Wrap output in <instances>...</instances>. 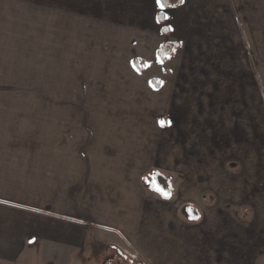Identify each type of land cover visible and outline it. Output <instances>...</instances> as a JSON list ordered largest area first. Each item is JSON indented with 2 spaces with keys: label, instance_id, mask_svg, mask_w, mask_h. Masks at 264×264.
Returning a JSON list of instances; mask_svg holds the SVG:
<instances>
[{
  "label": "crops",
  "instance_id": "1",
  "mask_svg": "<svg viewBox=\"0 0 264 264\" xmlns=\"http://www.w3.org/2000/svg\"><path fill=\"white\" fill-rule=\"evenodd\" d=\"M74 1L72 9L78 11L88 10L92 2ZM102 1L119 13L118 35L108 37L104 49L110 47L107 59L118 58L123 67L110 70L112 79L100 86L119 93L124 102L118 104L119 114L95 115L87 110L84 114L74 109L90 106L73 101L64 105L61 100H44L24 106L0 101V264H36L46 253L73 258L94 224L120 233L151 264H164L158 260L169 259L171 254L190 264L185 253L189 251L184 248L175 255L172 247L183 243L179 236L187 238L183 245L189 247L191 235H196L190 229L154 228L158 205L146 199L144 173L158 171L154 167L166 162L159 159L155 164L154 156L172 154L175 135L181 132L184 138L183 133L188 134L182 125L185 129L193 126L201 138L212 128L227 139L231 138L228 133L247 129L248 118L243 117L245 113L250 117L248 92L260 85L249 60L243 67L236 64L244 55L248 58V47L253 45L243 37L241 30L249 36V27L242 29L237 12L239 7L258 24L261 20L258 27L264 34L262 7L246 0L240 6L238 0H182L177 7L164 9L168 27L164 34L156 0ZM164 41L178 46L162 61L157 53ZM134 59L143 63L142 70L136 68ZM79 86L91 89L90 84ZM218 91L231 93L225 95L229 98L225 104L217 97L214 103L225 113L216 110L210 119L206 110H191L205 107L210 103L208 93ZM243 96L246 99L239 103ZM128 103L135 108L131 118L124 112ZM20 107L40 110L27 115L17 110ZM164 115L166 121L161 123ZM245 134L249 138L248 129ZM197 231L199 238L192 239L201 242L204 238L203 261L210 251L214 257L224 255L220 239L214 246L206 243L208 228ZM160 241L173 246L155 244ZM232 247L231 257H238L239 249ZM248 251L252 256L253 249ZM240 264L256 263L241 260Z\"/></svg>",
  "mask_w": 264,
  "mask_h": 264
},
{
  "label": "rangeland",
  "instance_id": "2",
  "mask_svg": "<svg viewBox=\"0 0 264 264\" xmlns=\"http://www.w3.org/2000/svg\"><path fill=\"white\" fill-rule=\"evenodd\" d=\"M73 1L0 0V101H12L22 106L38 105L44 100H61L64 105L73 101L74 105L80 102L83 106H90L74 111L84 113L87 110L95 115L119 114L121 106L118 104H124L119 93L114 88L104 90L100 87L112 79L110 70L123 67L122 60L107 59L108 51L112 50L110 47L104 49L108 46L107 38L118 35L119 13L104 5L102 0H92L88 10H73L76 7ZM242 1L238 0L239 6ZM246 1L264 9V0ZM241 12L238 7L242 29L249 27V36L241 30L243 37L250 39L253 45L248 47V58L244 55L236 64L243 67L249 60L260 85L256 91L248 92L250 117L245 113L243 119L248 118L245 125L249 138L245 137L247 129L243 133L240 130L228 133L231 138L227 139L214 128L208 129L205 136L201 134V138L193 126L185 129L182 125L188 134L183 133V138L178 130L180 134L175 135L172 154H167V158L166 154L154 156L155 164L159 159L166 160L159 162L161 167L158 164L159 168L155 166L154 169L167 182L169 198L163 199L144 186L146 195H149L148 202L158 205L154 213V222L158 223L154 224L155 229H190L196 235H191L192 238L198 239L197 230L208 228L210 232L205 238L208 245L214 246L218 239L222 241L224 255L217 253L214 257V251H210L206 261L202 260L204 238L201 242L191 238L189 247L184 246L188 241L183 236L178 237L183 243L177 246L170 242H165L164 246V241L155 243L165 248L173 246L175 255L181 254V249L185 248L189 251L185 253L190 256V264H214L217 260L226 264L227 256L231 264H240L241 260L264 264V34L258 27L261 20L258 24L256 18H251L250 14L248 18L245 11ZM117 40L111 42L118 46ZM104 50H107L105 54ZM79 84H90L91 89L80 90ZM229 94L223 91L208 93L210 103L191 110H206L211 119L216 110L219 114L226 112L223 107H214L216 97L225 104L229 100L225 95ZM245 99V96L241 97L239 103ZM133 106L128 103L124 108L128 118L136 115ZM245 107L240 106L241 109ZM17 110L32 115L40 109L20 107ZM237 116L234 115V120ZM165 117H161L163 123ZM146 179L151 184L150 177ZM220 228L224 231L220 232ZM231 245L239 249L238 257H231ZM248 249H253L252 256L248 255ZM75 253L76 256L70 259L65 253H46L38 257L36 264H151L131 248L120 233L102 230L96 224L90 227L86 243ZM158 261L188 264L172 254L169 259L165 256Z\"/></svg>",
  "mask_w": 264,
  "mask_h": 264
},
{
  "label": "trees",
  "instance_id": "3",
  "mask_svg": "<svg viewBox=\"0 0 264 264\" xmlns=\"http://www.w3.org/2000/svg\"><path fill=\"white\" fill-rule=\"evenodd\" d=\"M182 2V0H165V3L167 5V7L165 9L168 8H174L177 7L178 5H180V3ZM164 9L160 10L158 15H157V19L158 21L163 25L162 26V32L164 34L168 33V27L164 24ZM177 43L176 42H170V41H164L161 45V47L158 50V57L162 60L165 61L167 59V57L170 55V53L172 52L173 49H175L177 47ZM134 65L136 66L137 69L142 70L143 69V63L139 60V59H134ZM160 173H158L157 171H150L146 174V176L143 177V184L145 187H147L148 189H150L149 191H154L156 192L161 198L163 199H168L169 198V194L168 192V184L167 182L163 181L161 179V175H159ZM150 177L151 179V184L147 183V177ZM156 188L162 189L163 192L165 193V195H162L160 191L155 190ZM189 211V209H187ZM189 214V212H188ZM190 216V215H188Z\"/></svg>",
  "mask_w": 264,
  "mask_h": 264
},
{
  "label": "snow or ice",
  "instance_id": "4",
  "mask_svg": "<svg viewBox=\"0 0 264 264\" xmlns=\"http://www.w3.org/2000/svg\"><path fill=\"white\" fill-rule=\"evenodd\" d=\"M157 6L163 10L167 7L165 0H156ZM163 19H167V16H164ZM163 123V122H161ZM155 190L160 191L162 195H165L162 189L156 188Z\"/></svg>",
  "mask_w": 264,
  "mask_h": 264
},
{
  "label": "flooded vegetation",
  "instance_id": "5",
  "mask_svg": "<svg viewBox=\"0 0 264 264\" xmlns=\"http://www.w3.org/2000/svg\"><path fill=\"white\" fill-rule=\"evenodd\" d=\"M126 264H129V263H126Z\"/></svg>",
  "mask_w": 264,
  "mask_h": 264
}]
</instances>
